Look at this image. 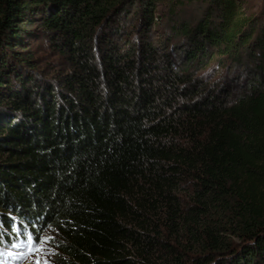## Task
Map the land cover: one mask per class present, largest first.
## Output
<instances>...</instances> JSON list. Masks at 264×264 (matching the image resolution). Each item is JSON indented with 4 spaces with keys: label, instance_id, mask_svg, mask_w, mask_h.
<instances>
[{
    "label": "trees",
    "instance_id": "1",
    "mask_svg": "<svg viewBox=\"0 0 264 264\" xmlns=\"http://www.w3.org/2000/svg\"><path fill=\"white\" fill-rule=\"evenodd\" d=\"M161 1L0 0V209L58 230L50 264H264V25L238 0L195 25L176 8L197 0ZM34 38L62 59L52 81ZM212 61L220 97L183 73Z\"/></svg>",
    "mask_w": 264,
    "mask_h": 264
},
{
    "label": "rangeland",
    "instance_id": "2",
    "mask_svg": "<svg viewBox=\"0 0 264 264\" xmlns=\"http://www.w3.org/2000/svg\"><path fill=\"white\" fill-rule=\"evenodd\" d=\"M239 2V13L238 16L240 18H252L253 20L251 23H256L259 25V31L260 33V28L264 25V0H238ZM210 0H197L192 3H182L181 5H178L176 8L177 11V17L181 20H184L186 22H189L192 25H195L199 22V20L204 19L207 16L208 13V8L210 6ZM172 2L169 0H163L161 3L156 8L155 15L161 16L164 14V16L167 13H169V10L172 6ZM35 22L32 25H26L27 28L31 29H39L40 22L42 15L38 14L36 15ZM131 16V15H130ZM214 19L217 20L218 14L215 12ZM132 17H130L131 19ZM135 18V16H133ZM166 19V18H165ZM215 20V21H216ZM261 26V27H260ZM165 26L159 27V25L154 28V30L151 32V37L154 38V40L158 41L160 40V36L163 34V31L165 30ZM248 29V27H247ZM162 31V33L160 32ZM182 42L176 41L175 44H179L180 46H185L187 44V40H181ZM50 41H48L45 38L41 39H31L29 41V44H26L25 47H29L28 51H25L24 54L27 56L28 53H31L33 56L32 61L37 65V67L32 70L35 73H39V77L43 79L44 81H52V79H55L54 75H56L55 72L56 68H58L61 65L62 59L59 58L58 54L53 51V48L50 46ZM21 50V49H17ZM183 63L180 65V67L185 66L186 61H182ZM18 67L17 62L12 58V55L9 53L7 55V69L8 67ZM237 68V67H236ZM26 69V68H25ZM55 69V70H53ZM227 67H220L219 63L217 61H212L208 66L206 67H201L200 65H193L189 70L183 72L185 74H189L191 78H196V77H205V82H204V87H203V93L208 94V91H210L211 88H213L215 93H218L219 97L220 95L224 94L227 90H224L223 85L225 83V78L226 76L224 75L225 72L227 71ZM231 69V68H230ZM229 69V70H230ZM234 69V68H232ZM231 69V70H232ZM24 70V68H23ZM248 69L245 67H240L238 70L234 69L232 71H229L227 74L228 77H230L232 80H234V77L236 79H241L242 77H246L248 73L246 72ZM15 69L12 70L11 75H9V79H12L15 77ZM53 71V72H52ZM7 70V74H9ZM229 78V79H230ZM230 79V80H231ZM222 81L221 83L219 81ZM231 80V81H232ZM216 84L217 86L211 87L210 85ZM211 87V88H210ZM206 88V89H204ZM2 103V102H0ZM1 109V107H0ZM1 137V136H0ZM1 139V138H0ZM0 213H3L7 216L8 220L10 223L13 222V224L10 227H5L0 225V231H4L5 233L8 234V236H13L14 231H15V225L14 222L16 221V213L15 210L12 209L10 206L3 207L0 209ZM23 226L31 227L36 230V232L39 233L40 235V242L37 244L36 248L34 251L29 252L23 259V264H36L37 260L40 261V264H50L51 259L54 256V252L56 250V241L58 239V230L50 223H40L39 227L36 228L33 223H38L40 222L37 217H34V219H31L30 223L28 220L27 221H22ZM236 240V239H235ZM235 245H239L240 242H235Z\"/></svg>",
    "mask_w": 264,
    "mask_h": 264
},
{
    "label": "snow or ice",
    "instance_id": "3",
    "mask_svg": "<svg viewBox=\"0 0 264 264\" xmlns=\"http://www.w3.org/2000/svg\"><path fill=\"white\" fill-rule=\"evenodd\" d=\"M36 264H40V261H39V260H37Z\"/></svg>",
    "mask_w": 264,
    "mask_h": 264
}]
</instances>
